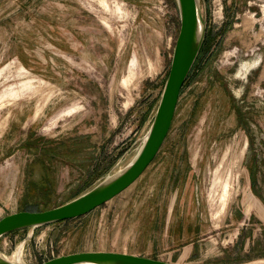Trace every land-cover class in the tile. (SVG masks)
<instances>
[{"label":"rangeland","instance_id":"obj_1","mask_svg":"<svg viewBox=\"0 0 264 264\" xmlns=\"http://www.w3.org/2000/svg\"><path fill=\"white\" fill-rule=\"evenodd\" d=\"M206 34L158 156L73 219L0 238L36 264L82 251L264 264V0H201ZM177 0H0V219L124 168L156 115Z\"/></svg>","mask_w":264,"mask_h":264},{"label":"water","instance_id":"obj_2","mask_svg":"<svg viewBox=\"0 0 264 264\" xmlns=\"http://www.w3.org/2000/svg\"><path fill=\"white\" fill-rule=\"evenodd\" d=\"M180 30L176 39L170 70L154 119L134 158L118 172L108 175L88 191L59 206L42 211L22 210L0 219V238L23 228L57 223L84 216L110 201L132 185L158 156L173 124L181 90L201 50L206 22L201 0H177ZM0 264L13 262L0 254ZM36 264H176L166 260L117 251H82L50 258Z\"/></svg>","mask_w":264,"mask_h":264},{"label":"bare ground","instance_id":"obj_3","mask_svg":"<svg viewBox=\"0 0 264 264\" xmlns=\"http://www.w3.org/2000/svg\"><path fill=\"white\" fill-rule=\"evenodd\" d=\"M3 257H5L6 259L10 260V261H13V262H18V260H20L21 256L23 255V251L22 249H18V250H15V252H13V254L11 256H6L2 253H0Z\"/></svg>","mask_w":264,"mask_h":264},{"label":"trees","instance_id":"obj_4","mask_svg":"<svg viewBox=\"0 0 264 264\" xmlns=\"http://www.w3.org/2000/svg\"><path fill=\"white\" fill-rule=\"evenodd\" d=\"M203 47H204V45L201 47V50H203V49H202ZM201 50H200V52H199L198 56L200 55V53H201ZM196 58H197V57H196ZM197 59H198V58H197ZM197 59H196V60H197ZM195 62H196V61H195ZM194 64H195V63H194ZM193 68H194V66H193ZM193 68H192V70H193ZM192 70H191V71H192ZM187 79H188V78H187ZM181 92H182V90H181Z\"/></svg>","mask_w":264,"mask_h":264},{"label":"crops","instance_id":"obj_5","mask_svg":"<svg viewBox=\"0 0 264 264\" xmlns=\"http://www.w3.org/2000/svg\"><path fill=\"white\" fill-rule=\"evenodd\" d=\"M130 254H134V253H130ZM136 255H141V256H144L142 254H136ZM148 257V256H147ZM162 260H165V259H162ZM166 261H169V260H166ZM169 262H173V261H169ZM175 263V262H174ZM178 264V263H177Z\"/></svg>","mask_w":264,"mask_h":264}]
</instances>
